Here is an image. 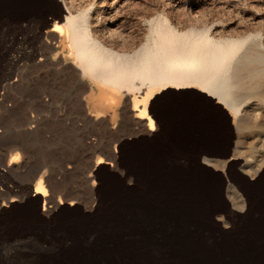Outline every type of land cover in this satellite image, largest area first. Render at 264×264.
<instances>
[{
	"label": "rangeland",
	"instance_id": "rangeland-1",
	"mask_svg": "<svg viewBox=\"0 0 264 264\" xmlns=\"http://www.w3.org/2000/svg\"><path fill=\"white\" fill-rule=\"evenodd\" d=\"M99 1L65 3L74 13L85 9L92 34L119 52L140 48L150 36L151 17L163 16L179 32L205 28L223 38L230 31L249 30L257 43L248 45L264 49V0ZM62 8L60 0H0V264H88L115 241L139 257L176 260L172 258L210 253L264 264V172L254 181L242 157L222 170L249 202L248 210H241L228 193L221 198L215 190L196 189L188 177L169 175L167 158L174 151L168 153L155 141L147 150L144 176L129 184L127 127H146L147 120L136 117L132 108L142 102V88L113 89L81 76L67 31L64 44L49 31L56 20L64 25ZM241 85V111L237 115L230 110L237 137L242 146L253 144L254 159L263 160L264 82ZM176 90L207 95L197 87H170L156 105L151 100L147 105L154 124L152 107L185 100ZM107 92L116 97L111 106L100 101ZM15 152L19 160L8 166ZM39 176L45 196L32 194Z\"/></svg>",
	"mask_w": 264,
	"mask_h": 264
},
{
	"label": "bare ground",
	"instance_id": "bare-ground-1",
	"mask_svg": "<svg viewBox=\"0 0 264 264\" xmlns=\"http://www.w3.org/2000/svg\"><path fill=\"white\" fill-rule=\"evenodd\" d=\"M60 1L62 2L63 8L59 12V16L60 17L62 16V18L64 19L63 20L64 25H62L61 23H57V20H56L53 23L52 27H50L49 31L55 32L56 41L62 44L65 43V32L67 31L68 38L72 46L74 47L75 57L79 61L80 74L81 76L87 79L98 81L100 83L108 85L109 87L113 89H124L127 91H129L130 89L135 90L136 88H142L144 87L143 85L150 86V85H156V84L161 85L162 88L172 87V86L177 87V88L178 87H197L201 91L216 98L226 108H228L229 110H232L237 115H239L241 111L242 102H243V98H241V95L238 94V89L242 87L241 84H245L248 87H253L254 84L258 86L264 82V49L263 51H261V50H257L251 47V45H254V43L255 42L257 43V41L253 39V38H256L255 34L249 30L243 31L244 30L243 29V30H239L238 32L236 30L237 33H235L234 32L235 30H234L233 32L230 31L228 36H225L223 38H216L210 35L211 33H209V29L190 28L188 31L179 32L181 30L177 31L176 29H174L173 25L171 26L169 24L168 22L169 19L167 20L165 16L157 17V18L151 17L150 20L146 18L151 23L149 38H147L145 42L143 43V45L140 48L136 49L134 52L123 53V52L116 51L114 50V48L112 49L109 46L105 45V43H102L101 40H99L97 37H95L92 34L91 32L92 30L89 27L90 18H88V14H87L88 12L85 9L83 11L74 13L72 11V7L68 5V3L66 4L65 0H60ZM71 1L73 2V0ZM227 1H226V5L228 4ZM81 4L83 5V3ZM74 5L76 6L75 3ZM97 8H99V6ZM115 11L117 10L115 9ZM95 13L97 14V12ZM108 21H109V16H108ZM110 21H112V19ZM227 21H228V24L232 23L233 18L231 15L228 17ZM123 22H124L123 24H125V21ZM239 23L240 21H238L237 24ZM38 24H39V21H38ZM123 24L121 26H123ZM146 26H148V24ZM109 29L111 30L112 28H109ZM145 29H147V27ZM220 29H221V26H220ZM112 32H116V29ZM107 40H108V36H107ZM248 43L251 45H248ZM138 81L140 82L141 85H137ZM244 90H245V87H244ZM259 99L261 98L259 97ZM100 101L110 106L116 103V97L113 95V93L107 92L101 97ZM150 124L152 125V123ZM242 125L243 124L241 123V127ZM239 140L241 139L239 138ZM245 142L243 140L242 143H245ZM238 154L245 159L246 166L248 170L252 172V175H256L260 173V170L264 166V159L262 160L261 158H257V156H256L257 159H254L256 150L254 149L253 144H248L247 146L243 145L242 148H240V151L238 152ZM19 157H20L19 153L15 152L14 155L11 156L10 160L8 161V166L13 165V163H16L19 160ZM32 194L33 195L40 194L44 196L46 195V189L44 188L42 184V176H39L37 178L36 184H34ZM58 201L59 203L62 202L61 200H58ZM124 251L125 250L120 248L119 242L115 241L112 244V247L110 249H104V251L96 252L94 257L93 258L91 257L92 259H90L91 261L88 264H237L235 259L241 260L240 262L242 264L243 263L244 264H257V261H258V260L254 261L255 258L246 259L245 261V258L243 259V258L234 257V256L227 257V256L220 255V254L213 255L210 253L209 255L201 254L199 256L183 255V256H179L178 258H176V260H171L170 258H167V257L161 258V259L158 257H154V256L153 257H139V256H134L132 254H128L126 251L125 252ZM261 259L263 260L264 258H261ZM81 263L82 262H80V264Z\"/></svg>",
	"mask_w": 264,
	"mask_h": 264
},
{
	"label": "crops",
	"instance_id": "crops-1",
	"mask_svg": "<svg viewBox=\"0 0 264 264\" xmlns=\"http://www.w3.org/2000/svg\"><path fill=\"white\" fill-rule=\"evenodd\" d=\"M169 88L159 87L157 90H151L148 86H144L140 90L143 93L140 98L142 102L139 107L137 103L132 106L136 110L135 116L145 118L147 121L146 127L141 126V129L134 125L127 127L126 176L127 179L129 177L132 179V182L128 183L134 186L144 176L145 168H148L146 166L148 147L157 141L164 144L163 147L168 153H170L169 150L174 151V154H169L167 158L169 175L188 177V182L197 186L196 189L212 190V193L215 190L221 198H227L226 193H228L238 208L241 210L245 208L247 211L249 202L232 183L230 176L222 171L231 163H238L237 157H241L238 152L242 145L237 137L233 114L216 98L222 106L207 97L211 96L207 93L205 96L197 91L176 90L174 92L185 96V100L180 103L159 104L157 107H152L157 113L154 124L147 112V105L150 100L151 105H156V102L158 103L169 93ZM177 111L180 112L179 115L175 114ZM171 119L172 123L168 122ZM185 119H192L194 122L185 124ZM100 161H97V164ZM214 167L221 169L217 170ZM263 172L264 166L260 173L250 178L257 181Z\"/></svg>",
	"mask_w": 264,
	"mask_h": 264
},
{
	"label": "trees",
	"instance_id": "trees-1",
	"mask_svg": "<svg viewBox=\"0 0 264 264\" xmlns=\"http://www.w3.org/2000/svg\"><path fill=\"white\" fill-rule=\"evenodd\" d=\"M183 256V255H182ZM178 256H176V257H173L172 259H175V258H177Z\"/></svg>",
	"mask_w": 264,
	"mask_h": 264
}]
</instances>
